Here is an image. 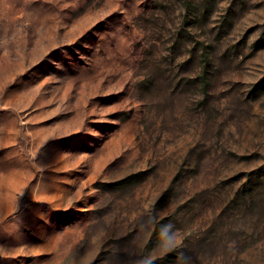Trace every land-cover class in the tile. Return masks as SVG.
I'll return each instance as SVG.
<instances>
[{"label":"rangeland","instance_id":"1","mask_svg":"<svg viewBox=\"0 0 264 264\" xmlns=\"http://www.w3.org/2000/svg\"><path fill=\"white\" fill-rule=\"evenodd\" d=\"M0 264H264V0H0Z\"/></svg>","mask_w":264,"mask_h":264},{"label":"clouds","instance_id":"2","mask_svg":"<svg viewBox=\"0 0 264 264\" xmlns=\"http://www.w3.org/2000/svg\"><path fill=\"white\" fill-rule=\"evenodd\" d=\"M162 236L164 238L163 239L164 248L167 250L168 248L173 246V244L175 243V237L171 235L170 233H168L167 231L163 232Z\"/></svg>","mask_w":264,"mask_h":264}]
</instances>
